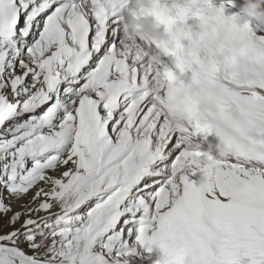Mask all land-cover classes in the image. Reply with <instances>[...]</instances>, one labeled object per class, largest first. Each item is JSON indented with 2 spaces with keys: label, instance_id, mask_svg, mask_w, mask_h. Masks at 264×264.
<instances>
[{
  "label": "snow or ice",
  "instance_id": "1",
  "mask_svg": "<svg viewBox=\"0 0 264 264\" xmlns=\"http://www.w3.org/2000/svg\"><path fill=\"white\" fill-rule=\"evenodd\" d=\"M124 2L0 0V264H128L138 248L168 264H264V34L224 14L232 0H178L203 30L176 32L166 53L190 68L160 89L116 38ZM197 133L231 155L189 174Z\"/></svg>",
  "mask_w": 264,
  "mask_h": 264
},
{
  "label": "clouds",
  "instance_id": "2",
  "mask_svg": "<svg viewBox=\"0 0 264 264\" xmlns=\"http://www.w3.org/2000/svg\"><path fill=\"white\" fill-rule=\"evenodd\" d=\"M155 3H159L164 9L163 15L153 14ZM264 0H245L240 10L235 13V23L247 25L254 33H264ZM123 37L122 43L132 47L147 57V65L152 73L154 86L166 89L170 82L177 85L185 83V72L182 64L189 67L179 56L166 53V49L176 50V32L186 26L192 32L202 31V22L192 19L191 23L182 18L175 10L182 7L178 0H125L123 4ZM175 12V14H173ZM147 71V69H146ZM195 80V72L189 71L187 82ZM187 150L199 153L196 163L187 169L190 174L199 167L207 164L209 160L223 162L231 155L229 145L218 140L208 141L205 144L194 142V137L186 141ZM198 186H209L212 180L208 174H201L197 181ZM153 264H168V256L165 252L158 250Z\"/></svg>",
  "mask_w": 264,
  "mask_h": 264
},
{
  "label": "rangeland",
  "instance_id": "3",
  "mask_svg": "<svg viewBox=\"0 0 264 264\" xmlns=\"http://www.w3.org/2000/svg\"><path fill=\"white\" fill-rule=\"evenodd\" d=\"M17 71H18V69H17ZM28 82H30V77L28 78ZM39 186V185H38ZM36 187V188H34V189H32L31 190V192H32V194H31V192H30V195L28 194L26 197H24L23 198V201H27V204H28V202L29 201H31V198H32V196H33V194L40 188V187H45V188H47V186L48 185H40L39 187ZM20 201H22V200H15V199H13V200H11L10 201V203H11V206H12V208H13V210H17V209H19L20 208V206H19V208L17 207V204H19V202ZM39 203V200H37V201H32L31 202V204L29 205V206H31V207H35V205L36 204H38ZM53 211V212H52ZM59 211V207H58V205H56V204H54L53 205V207L50 209V212L51 213H56V212H58ZM47 214V213H46ZM42 215V212H40V213H33V216H41ZM45 215V214H44ZM21 219H23V217H21ZM0 223H2L3 224V231H8L9 229H8V223H7V217H4L3 218V220L2 221H0ZM15 227L16 228H19L20 227V224L19 223H17L16 225H15ZM21 247H24L25 248V251H27V248L23 245V244H21Z\"/></svg>",
  "mask_w": 264,
  "mask_h": 264
},
{
  "label": "bare ground",
  "instance_id": "4",
  "mask_svg": "<svg viewBox=\"0 0 264 264\" xmlns=\"http://www.w3.org/2000/svg\"><path fill=\"white\" fill-rule=\"evenodd\" d=\"M232 1H236V0H232ZM262 6H264V5H262ZM119 34H120V36H121V38L120 39H122V37H123V35H124V33H123V28H121V29H119ZM18 71H19V69H18ZM171 160V159H170ZM60 171H62V169L60 170ZM60 171H56V172H50L49 173V175H52V176H58L59 174H60ZM194 175L196 176V178L198 179V177L201 175L199 172H196V173H194ZM150 182V181H149ZM40 186V185H39ZM38 186V187H39ZM44 187V186H43ZM47 187H49V186H47ZM153 190H155V189H153ZM31 194H32V192H31ZM29 195H30V193H29ZM21 204H27V201H20L19 202V204H17V207L19 208V206L21 205ZM53 212V211H52ZM55 213V212H54Z\"/></svg>",
  "mask_w": 264,
  "mask_h": 264
}]
</instances>
